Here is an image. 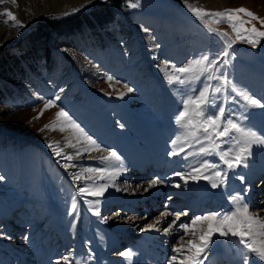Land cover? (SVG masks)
<instances>
[{
  "label": "rangeland",
  "instance_id": "374dc122",
  "mask_svg": "<svg viewBox=\"0 0 264 264\" xmlns=\"http://www.w3.org/2000/svg\"><path fill=\"white\" fill-rule=\"evenodd\" d=\"M99 1L102 0L73 5L67 13ZM129 3H138L139 6L132 8L128 6ZM188 3L203 6L198 0H188ZM240 7L247 8L264 18V0H229L217 10ZM115 9L113 18L104 27L96 30L95 34L84 29L82 32L71 34L70 37L65 36V39L72 41L71 45L53 49L51 60L41 59L31 65L27 81H7L13 95L0 101V176L4 177V180L0 181V264H19L22 261L19 259L21 254H25L23 259L27 260L22 264H38L37 258L44 260L45 263L42 264H74L73 254L77 250L76 242L81 235L80 230H75L74 227L78 215L81 216L86 233L103 238L99 243L102 255L114 256L113 260L122 263L120 253L127 250L133 239L145 234V227L157 217H160V221L164 212L168 213L171 221L166 219L159 222L155 233H151L152 237L148 238L154 242L149 244L147 241L143 247L146 245L147 254L158 252V255L163 256L165 252L169 253L163 256L164 263L152 259L156 264H169L174 255L178 259L172 264H180L185 256L190 255L188 243L184 244L185 248L182 247L181 253L169 250L176 246L181 247L174 244L181 237L182 241L195 239L194 234L202 225L198 224L195 231L187 233L179 228V225L191 224L196 216L220 211L216 209L213 201L207 200L205 207L202 206L191 214L187 198V195L194 192L200 184H205L212 191L213 173L218 169L234 170L228 169L216 153L208 155L209 158L205 159L218 165L217 168H208L203 173L210 177L209 180H190L185 185L171 187L159 195L153 207H150L151 203L142 202L143 204L139 206L138 203L133 204L124 194L118 196L115 204L100 202L99 205L89 204L86 201L96 199L79 196L59 169L58 161L61 157L54 154L49 144L53 143L55 147V140L63 138L60 131V126L64 125L63 118L55 130L44 126L55 119V114L61 108L91 133L96 124L101 123L96 121L97 108L105 106L109 98L123 100L130 96L158 94L166 88V82L169 81L167 77L176 74L174 68L183 67L189 60L202 54L215 56L225 49L226 41L234 43L227 48L229 56L221 57L218 61L220 72L226 70L228 79L238 88L235 75L236 71H240V66L257 67L258 73L264 78V38L253 46L246 40H237L236 33L227 22L217 24L212 20L208 23L212 27L226 31L228 37L222 38L210 33L205 23L198 20L185 6L184 0H125ZM0 11H2L0 14L8 11L6 0L0 3ZM47 16L60 15L42 13L27 20L23 27L12 26L14 21L11 18L0 15V27L4 30L0 49L5 45H13L26 33L31 23ZM240 16L246 21L250 19L243 13ZM4 20H9V23L6 25ZM253 24L264 31L259 21H251L242 26L238 23L241 35L247 37L249 34L243 29L250 28ZM224 59L228 60L227 64L223 63ZM246 70L243 71L247 72ZM220 72L211 74L219 75ZM108 77L112 79L109 80ZM210 83L215 86L217 81L212 80ZM200 86L199 81L195 83V87ZM128 88H132L133 91L128 92ZM263 92L258 91L253 96L260 99L264 97ZM214 95L217 97V103L222 104L226 112L235 113L237 116L245 113L246 109H257L241 108L244 101L240 97L233 100L235 93L230 89ZM48 100H55L54 106L45 110L39 119H33ZM261 102L264 103V100ZM94 136L98 139L97 135ZM63 139L69 140L70 137ZM232 146L225 138L224 142L220 143V151ZM165 162L161 164L166 167L168 163ZM152 168L154 167L151 166ZM154 178L152 176L148 180ZM216 179L219 186L221 182L219 178ZM263 181L264 177L255 183L252 181L253 186H259ZM144 191L140 189L138 197H141ZM175 191L184 194L185 196L182 195L184 198L176 200L173 197ZM247 192L253 195L255 200L250 211L257 210V214L263 218L264 212L258 210L264 208V189L260 195L258 193L255 195L252 186ZM94 209H98L99 215L93 213ZM81 213H84L83 216ZM176 213L184 214L177 220ZM4 215L11 224L2 219ZM127 218L136 222L133 231L128 228L125 233L118 234L112 230L113 227H120L121 221ZM7 224L8 232L5 231ZM165 228H169V231L164 232ZM6 238H9V241ZM224 242V237L214 236L210 249L219 250L224 246ZM134 249L137 252L143 250L140 245ZM65 256L68 257L67 261L62 259ZM211 260L209 259L210 263ZM131 261L142 264V260L138 258L124 262ZM217 264H222V260L217 261Z\"/></svg>",
  "mask_w": 264,
  "mask_h": 264
},
{
  "label": "bare ground",
  "instance_id": "6f19581e",
  "mask_svg": "<svg viewBox=\"0 0 264 264\" xmlns=\"http://www.w3.org/2000/svg\"><path fill=\"white\" fill-rule=\"evenodd\" d=\"M6 1L8 2V11H11L16 18L25 24L27 20L39 16L42 13L47 14L49 12L69 9L73 5L90 0H16L15 4L12 3V0ZM198 1L205 8L215 10L223 7L225 3L227 4V2H229V0ZM3 33L4 30L0 27V44L3 40ZM244 69H247V72H244ZM239 70L240 71H236L235 75L239 88L247 90L251 95L258 91H264V78L258 73L257 67L251 68L240 66ZM186 94L191 93L184 90L182 86L167 81L166 88L158 94L148 93L140 97L130 96L123 100L109 98L105 106L97 108L98 114L96 118L98 119L95 120L101 121V123L97 122L98 124H96L95 129L91 133H88L87 130H85L83 126L72 117V119L78 123L88 135L92 136L97 144L100 145V150H96L94 146L88 144L82 135L67 126L65 127V130L62 131V137H70V139L56 138L57 140H55V142L58 141L59 144H55L54 142L55 147L62 149V155L58 156L61 157L60 161H58L60 162L59 169H61L62 174H64L71 182L70 184L75 188V192L78 194V189L85 185L106 184L107 189L104 191L103 196L94 197L91 195H85L84 197H92L100 203L115 204L117 203L118 196L124 194V196L130 198L129 200H131V203L133 204L138 203L139 206L143 203H151L150 207H153L156 204V200L159 199V195L163 194V191L174 187L177 184L181 186L188 183L191 179L188 178L187 174L193 167H198L199 164L204 162L209 156L207 154H199L196 148H199L200 145L191 141L178 142L176 145L172 144V141L181 134V130L175 122V116L181 108V97ZM243 115L246 116L244 123L248 127H251L259 134L264 135V109H246ZM120 124H123L124 127L120 128ZM94 135H97L98 139H96ZM69 141L74 147L69 146ZM190 143L191 146H189ZM181 147L184 149L183 152L180 151ZM85 149L89 150L85 151ZM110 150H115L122 159L120 161H101L99 157L107 155ZM77 151L80 152L79 156L76 155ZM173 151L178 154H167ZM69 154L73 156L71 161L66 159V156ZM48 155L50 154L48 153ZM164 161L168 163L166 167L161 164ZM65 163L75 165V167L65 169L63 167ZM153 164L155 165V169L150 171L151 165ZM88 168H105L107 171L105 173H87V175L93 178L91 181L83 179L79 181L73 180V173L79 174L82 170ZM157 169L159 170L156 171ZM206 170H204L203 173ZM218 171L226 173L224 182L218 187L213 188L212 191L209 189L206 190L202 195L201 200L197 204L193 203L191 205L192 207L194 206V208L191 209V214L199 210L200 207H205L207 200L213 201L216 209H220L218 213L229 212L233 210V206L229 200V197L232 195L244 196V202L250 206V210L251 206L255 204V200L253 195L247 191H250L252 186L255 189V195L257 193L260 195L264 189V181L261 182L259 186H253V182L255 183L258 181L257 178L259 177L257 176L261 177L264 175V147L255 144L252 145V155L248 157L246 167L244 165H239L235 167L234 170L218 169ZM177 172L183 173L184 177L176 176L175 173ZM99 176H103V179H99ZM152 176L155 177L154 179H159L164 182L148 187V184L151 181L148 180V178L150 179ZM241 176L244 177L243 181L240 179ZM213 179L216 178L212 177V180ZM185 181L187 182L185 183ZM216 181L218 182L217 179ZM140 189L145 191L141 197H138L137 193ZM174 194L173 197L176 200L184 198H182V195L184 194L179 191H175ZM152 197L154 200H152ZM13 198L15 197L13 196ZM194 200L195 197L192 198V202ZM144 201H146V203ZM16 203L17 201L15 200L14 204ZM81 211L82 207L80 208V212ZM258 211L264 212V208H261ZM250 212L257 214V210ZM93 213L95 214V211H93ZM81 214L83 216L84 213ZM5 217L6 215H4V218ZM80 217L81 216L79 215L76 217V224L74 226L75 230L79 229L81 232V235L79 234L80 238L76 242L77 250L73 254L74 264H123L125 263L124 261H129L134 258L141 259L142 264H156L154 263L155 261H158V263H164V260H162L163 256L165 257L168 252H165L163 256L158 255V252L156 254H147L146 245L143 247V244H146L148 241L147 238L152 237L149 235L150 232L147 231L153 229L151 233H155L157 224L166 219L171 221L170 216L161 215L164 219L162 218L159 221L160 217H157L155 221H152V223L149 224L154 225V227L149 228V225L145 227L146 233L141 237L132 240V249L128 248L127 250H124L130 251L132 255L130 257L121 256L122 263L113 260L110 256L102 255V252L99 250V243L102 242L103 238L94 237L86 233ZM262 219H264V217ZM121 223L122 224L119 225L120 227H113L112 230L120 234L122 232L125 233L128 228H131V231H133L136 227V222L129 218L124 219ZM200 225H202V229L207 228V222H203ZM201 228L196 234H194L195 236L193 238L196 239L192 238L195 240L194 242H199V236L202 234ZM6 240L9 241V238H6ZM224 241V248L222 247L219 250H215L214 248L209 249L207 257L203 260V264H212L209 262V259L216 258L217 261L218 258L221 259L220 256L225 260H223V264H242V257L247 253V250L244 249L243 245L238 243V238L229 235L228 237H224ZM4 243L7 244V242ZM185 243H188V241L178 239L174 244H178L185 248ZM139 245L143 248L141 252H137L134 249ZM172 250L173 248L169 251L172 252ZM24 256L25 254H21V258L19 257V259L24 260ZM248 257L250 264H255L252 262L253 258H255L260 264H264V262H260L252 254H248ZM152 259L155 261L153 262ZM36 260L38 264L45 263L43 259L37 258ZM179 261L180 260H178V262ZM22 263L25 262H19V264ZM125 264L137 263L131 261L130 263L128 262Z\"/></svg>",
  "mask_w": 264,
  "mask_h": 264
},
{
  "label": "snow or ice",
  "instance_id": "6c2138e0",
  "mask_svg": "<svg viewBox=\"0 0 264 264\" xmlns=\"http://www.w3.org/2000/svg\"><path fill=\"white\" fill-rule=\"evenodd\" d=\"M4 0H0V3ZM16 0H12V3L15 4ZM185 6L191 11L194 16L205 23L206 29L208 32L216 34L219 37L226 38L228 33L226 31L220 30L218 28L212 27L208 23L209 20H212L214 23H223L227 22L232 31L236 33L237 40H246L247 43L256 46L260 43L261 38H264V31L258 29L254 24L250 28H244L243 31L248 33L247 37L241 35L239 25L245 23H251V21H259L260 25L264 27V18L257 16L255 13L250 11L247 8H226L222 11L220 10H210L203 6H195L188 3V0H184ZM129 7L135 8L138 7V3H129ZM73 9L72 11H76ZM243 13L245 16L249 17V20H244L240 16ZM12 21H14V27H23V23L17 19L11 11H6L3 14ZM63 15H68L67 12ZM4 23L7 25L9 20H4ZM231 43L234 41H226V47L223 51L216 54L215 56L209 54H202L192 60H189L187 64L180 68H174L176 74L169 75L167 79L174 84L182 86L184 90L190 92L191 94H186L181 97V108L178 114L175 116V122L181 130V134L177 136L175 140L172 141L173 145H176L178 142H188L191 141L195 144L200 145L197 150L199 154L212 155L216 153L219 155L220 160L227 165L228 169H233L239 165L247 166V159L252 155V145H258L264 147V135L259 134L257 131H254L251 127H248L244 121L246 116L241 113L237 116L235 113L226 112L225 107L222 104L217 103V97L214 94L222 93L231 90L232 93H235V96L232 97L235 100L236 97H240L244 104L241 105V108H262L264 109V103L261 101L264 100V97L256 99L251 95L247 90L238 88L236 84L228 79L227 71L220 72V68L217 66L218 61L221 57L227 58L229 52L227 48L231 46ZM224 64L228 63L227 59H224ZM212 72H220L219 75H212ZM183 74V75H181ZM207 74V75H206ZM203 77V80H201ZM109 80L112 77H108ZM216 80L217 84L213 86L210 82ZM200 82V87H195L196 82ZM128 92H132V88L127 89ZM123 96V93L120 94ZM58 100L59 97H56ZM55 100H48L44 104V108L41 109L39 114L33 119H39L43 115L44 111L49 107L54 106ZM63 118L64 125L74 129L84 139L88 142L89 145L94 146L96 150H100V145L97 144L96 140L92 136L88 135L84 129L76 123L72 117L61 108L56 114L55 119L49 124H46L44 127H51L53 130L57 127L58 122ZM64 125L60 126V131H64ZM120 128H123L124 125L120 124ZM43 130V129H42ZM227 138V142L232 144V147H229L225 151H220V143L224 142ZM59 144V142H55ZM69 146L74 147L69 141ZM191 146V143L189 144ZM49 147L52 148L53 152L57 156L62 155V149H58L53 146V143L49 144ZM89 149H85L88 151ZM183 147L180 148V151L183 152ZM178 153L173 151L169 155H177ZM76 155L79 156L80 152L77 151ZM68 161L73 159L71 154L66 156ZM101 161L116 160L120 161L122 158L117 154L115 150L108 151V154L105 156L99 157ZM65 169L69 167H75V165H70L65 163L63 165ZM217 164H212L209 161L205 160L203 163L199 164L198 167H193L191 171L187 174L188 178L196 181L199 179L209 180L210 177L203 175V171L208 168H217ZM107 169L105 168H88L81 171V173L72 174V178L75 181L86 180L91 181L93 178L87 173L96 172V173H105ZM176 176L184 177L183 173L177 172ZM226 173L216 171L213 173V177L219 178L221 183L224 182ZM99 179H103V176H99ZM240 179L243 181L244 177L241 176ZM4 180L3 176H0V181ZM164 181L159 179H153L149 182L148 187H152L157 183H163ZM187 181H185L186 183ZM180 185L177 184L176 187ZM212 188H216L218 183L216 179L212 180ZM107 189L106 184L102 185H85L78 189V195L83 197L85 195H91L94 197L103 196L104 191ZM233 210L226 213H217L210 212L203 216H196L192 219L191 224H180L179 228L184 229L185 232L195 231V228L198 224L207 222V228L201 229L202 234L199 236V242H194L193 240L188 241V251L189 256H186L184 260L180 261V264H203L204 258L207 257L208 251L213 244V237H232L238 238V243L244 246V249L247 250V253L242 257V264H250L248 254L254 255L260 262H264V219L260 217L259 214H253L249 210V205L244 202V196L242 195H232L229 197ZM87 203H96L99 201H86ZM76 205L73 204V209ZM95 214L99 215V211L94 210ZM184 213H176V219L178 220L181 215ZM162 216L168 215V213H162ZM176 221L174 220L173 223ZM154 227V225H149V228ZM171 225L169 226V228ZM169 228H165L163 231L168 232ZM183 239V237H181ZM182 247H174L173 251L175 253H181ZM123 257H130L132 253L130 251H124L120 253ZM63 260L67 261L68 257H62ZM178 257L176 255L171 257L169 264L176 261Z\"/></svg>",
  "mask_w": 264,
  "mask_h": 264
},
{
  "label": "trees",
  "instance_id": "16d2710c",
  "mask_svg": "<svg viewBox=\"0 0 264 264\" xmlns=\"http://www.w3.org/2000/svg\"><path fill=\"white\" fill-rule=\"evenodd\" d=\"M125 0H102L68 15L36 19L13 45L0 49V101L13 95L7 81H27L28 70L39 60L52 58V50L70 46L71 34L88 29L95 34L108 23ZM65 39V40H64Z\"/></svg>",
  "mask_w": 264,
  "mask_h": 264
},
{
  "label": "water",
  "instance_id": "95a60500",
  "mask_svg": "<svg viewBox=\"0 0 264 264\" xmlns=\"http://www.w3.org/2000/svg\"><path fill=\"white\" fill-rule=\"evenodd\" d=\"M91 1V0H90ZM88 2V1H86ZM85 3V2H84ZM70 9V8H69ZM68 8L65 10H61V11H55V12H49L50 14H56V15H63V13L67 12Z\"/></svg>",
  "mask_w": 264,
  "mask_h": 264
}]
</instances>
